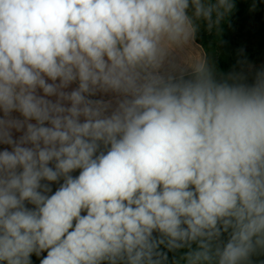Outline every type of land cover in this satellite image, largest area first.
Returning a JSON list of instances; mask_svg holds the SVG:
<instances>
[{"label":"clouds","instance_id":"9594fccd","mask_svg":"<svg viewBox=\"0 0 264 264\" xmlns=\"http://www.w3.org/2000/svg\"><path fill=\"white\" fill-rule=\"evenodd\" d=\"M233 8L0 0V264H264V71L186 55Z\"/></svg>","mask_w":264,"mask_h":264},{"label":"trees","instance_id":"16d2710c","mask_svg":"<svg viewBox=\"0 0 264 264\" xmlns=\"http://www.w3.org/2000/svg\"><path fill=\"white\" fill-rule=\"evenodd\" d=\"M233 3L234 8L224 17L218 28L209 31L205 24L201 25L194 41L196 45L188 49L193 53L195 52L196 55H199V48L205 51L213 64L218 80L228 78L237 65L236 58L240 55L242 47V32L247 31L244 25L247 15L251 12L264 10V0H233ZM256 36L259 37V43L261 42V45H264V23L256 31ZM229 83H232L231 80H229ZM75 174H78V172ZM43 255H46V253H43ZM172 256H169L170 260ZM40 258L33 255V264H39Z\"/></svg>","mask_w":264,"mask_h":264},{"label":"rangeland","instance_id":"374dc122","mask_svg":"<svg viewBox=\"0 0 264 264\" xmlns=\"http://www.w3.org/2000/svg\"><path fill=\"white\" fill-rule=\"evenodd\" d=\"M262 23H264V10L251 12L247 15L244 22L247 31L242 32L240 55L236 58L237 65L230 75L234 78H242L239 79V82L248 85L254 83L258 72L264 71V45H261V42L259 43V37L256 36V31ZM191 56H194V54H191ZM231 82L233 81L231 80Z\"/></svg>","mask_w":264,"mask_h":264},{"label":"crops","instance_id":"0c3cea01","mask_svg":"<svg viewBox=\"0 0 264 264\" xmlns=\"http://www.w3.org/2000/svg\"><path fill=\"white\" fill-rule=\"evenodd\" d=\"M191 54H194V56L196 55L195 52L193 53L191 50H188V49H187V51H186V55L191 56ZM181 55H183V53H182ZM3 147H4V146H0V149H2ZM171 255H173V253H169V256H171Z\"/></svg>","mask_w":264,"mask_h":264}]
</instances>
